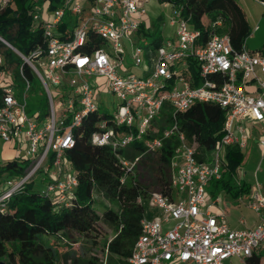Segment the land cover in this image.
Here are the masks:
<instances>
[{
  "label": "built area",
  "instance_id": "built-area-1",
  "mask_svg": "<svg viewBox=\"0 0 264 264\" xmlns=\"http://www.w3.org/2000/svg\"><path fill=\"white\" fill-rule=\"evenodd\" d=\"M10 1L0 0V8ZM146 1L91 0L87 14H83L81 0H61L51 9L44 1L32 13L43 44L28 56L0 36L30 67L48 101L44 115L39 109L27 113L31 79L20 65L17 72L23 93L19 99L14 90V64L10 66L0 52V140L12 142L16 157L27 160L22 172L7 173L0 181V209L37 172L44 174L45 195L69 203L77 178L64 150L72 146L74 129L83 117L99 112L96 87L104 85L118 103L113 112L97 120L90 141L115 149L140 140L145 147L132 158H120L121 181L134 173L143 154L157 152L171 136L177 141L169 163L171 195L149 192L152 215L145 213L140 219V232L124 264H223L231 256L245 259L264 241V192L258 182L247 203L259 215L251 228H231L222 212L209 211L206 196L209 181L218 178L224 168L226 145L242 149L254 139L264 146V52L248 50L244 44L233 48L228 34L216 31L220 18L211 22V31L203 39L181 7L166 2L173 33L160 38L145 54L137 43L144 36L137 37L136 32ZM259 2L264 6V0ZM66 13L75 22L63 38L58 24ZM90 32L99 43L84 51ZM124 40L131 46L134 66L149 58L142 74L129 71L123 61ZM89 76L98 86L88 82ZM196 102L216 103L225 110L222 135L215 140L209 159L198 158L199 147L187 139L174 116ZM165 104L170 107V121L157 131L154 123ZM153 132L158 133L145 137Z\"/></svg>",
  "mask_w": 264,
  "mask_h": 264
},
{
  "label": "trees",
  "instance_id": "trees-1",
  "mask_svg": "<svg viewBox=\"0 0 264 264\" xmlns=\"http://www.w3.org/2000/svg\"><path fill=\"white\" fill-rule=\"evenodd\" d=\"M47 1L49 9L56 7L61 0H11L0 8V36L7 40L23 55L28 56L38 45L43 44L42 33L32 20V13L37 6ZM180 6L182 14L188 18L194 28L202 32L203 39L211 31V22L221 19V26L216 31L227 33L233 48L240 49L251 33L249 22L236 0H157ZM75 18L66 13L58 29L62 37H67ZM142 29L140 25L139 30ZM146 34V31L144 32ZM160 37L152 40L158 45ZM99 39L90 32L82 50L89 51L98 45ZM0 49L8 64H14V71L21 65L30 79L33 74L30 67L10 47L0 40ZM264 52V46L258 49ZM40 84V83H39ZM43 96V108L40 115L48 109V101L40 84ZM169 106L163 105L161 115L155 121L157 131L170 121ZM105 112H91L83 117L80 125L74 129L75 140L71 147L64 150V157L70 162L77 184L72 198L67 205L58 203L45 195L42 188L34 185V179L23 188L12 193L0 209V257L8 264H55L62 258L71 264H124L132 245L140 232V219L146 211V202L150 191H160L171 195L170 158L177 141L174 136L164 140L155 155V165L151 172L156 189L146 190L137 176L140 163L146 164L151 153L141 156L135 165L134 173H129L121 181L124 167L121 157L132 158L144 151V142L134 140L124 148L113 149L108 144H95L90 135L95 124ZM179 128L188 140H193L199 147V159H209L210 150L217 138L222 135L225 110L212 102H196L185 110L175 112ZM158 132L147 134L152 137ZM224 168L218 178L209 181L207 192L216 194L223 190L236 197L249 192L250 184L238 181L235 174L242 162L243 152L236 145L229 144L224 149ZM27 165L26 158L11 157L0 162V173L22 172ZM151 167V165H150ZM111 200L113 206L96 208L95 195ZM140 196L141 200L137 198ZM108 225L113 231L111 238L102 241L101 251H107L102 257L91 253L81 243L61 254L59 247L50 243L46 237L62 239L61 246L70 245L80 239L96 244L99 234L98 223ZM252 256V255H251ZM258 264V256H254Z\"/></svg>",
  "mask_w": 264,
  "mask_h": 264
},
{
  "label": "rangeland",
  "instance_id": "rangeland-1",
  "mask_svg": "<svg viewBox=\"0 0 264 264\" xmlns=\"http://www.w3.org/2000/svg\"><path fill=\"white\" fill-rule=\"evenodd\" d=\"M73 1V0H72ZM84 1L85 9L83 14L88 13V9L91 7V0H81ZM237 3L242 8L248 22L251 28V33L245 40V47L248 50H257L262 48L264 46V6L259 2V0H236ZM145 8V22H146V34H144V39L138 40V44L142 46L143 52L146 54L148 50L152 49L154 46L152 44V40L158 37H166L171 36V28L168 26V13H169V6L167 3L164 2H158L157 0H149L144 3ZM255 26L259 27L258 30L255 29ZM136 38V36H132ZM124 46H125V54H124V62L128 68L129 71H133L136 74H142L145 67V63L150 64L149 58L146 56L144 63H141L139 66H134L131 58H130V51L131 46L130 44L124 40ZM10 66H13L11 64ZM18 70V69H17ZM14 90L16 93V96L19 99H22V93H23V82L20 79L18 72L14 71ZM88 82L91 85H97V83L94 82L93 77L89 76L87 77ZM96 93L98 96V110L99 112H105V113H111L115 110L116 105L118 103V99L115 97L114 94L107 92L106 88H104V85H100L96 87ZM26 111L28 114H32L35 110L42 109L43 108V96L40 92V84L38 78L34 75L31 79V88L26 91ZM56 100V98H55ZM111 123H108L109 126ZM251 142V140H248V144ZM11 142H1L0 141V162L11 158L10 155L12 154V148H9V144ZM9 149V150H8ZM7 151V153H6ZM243 152V161L238 166V169L236 170L235 179L241 180V181H253V172L252 170L247 166L244 165V161L248 159V149L242 148ZM261 155V154H260ZM15 156V155H13ZM149 161L146 162V164L140 163L137 168V176H140V181L142 185L145 187L146 190H154L156 189V186L154 185V180L152 176V171L154 169L155 165V155H150ZM151 165V167H150ZM135 171V170H134ZM7 172L2 171L0 173V181L6 179ZM44 177L43 173L37 172L34 177V185L37 188H44L45 183L42 182L41 178ZM95 195L96 199V208L98 211H100L101 206H113V202L111 200H107L105 198L100 197L97 194ZM220 199L223 201V203L229 202L232 199L234 204H237V201L241 200V207L244 208V205H246L249 202L250 199V192L243 193L241 195H237L236 197H232L230 193L225 192L223 190L219 193ZM146 211L148 212V216L152 215L151 209L149 207V204L146 202ZM98 230L99 234L97 236L96 244H92L90 240H85L84 238L80 239L79 241L75 243H71L70 245L61 246L62 239H56L54 236H47L46 239L52 243L53 245H56L59 247V250L61 254L64 252L71 250L72 248L77 249L78 246L82 243L85 248H89L91 253L97 254V256L102 257L104 252L106 254L107 251L103 250L101 251V245L102 241L107 238H111L113 235V231L111 228L103 224L101 222L98 223ZM105 256V255H104ZM5 259L4 257H0V260ZM55 264H71L70 260L67 259L64 261L62 258H59Z\"/></svg>",
  "mask_w": 264,
  "mask_h": 264
},
{
  "label": "crops",
  "instance_id": "crops-1",
  "mask_svg": "<svg viewBox=\"0 0 264 264\" xmlns=\"http://www.w3.org/2000/svg\"><path fill=\"white\" fill-rule=\"evenodd\" d=\"M169 11H170V7H169ZM145 17L146 15L144 14L140 18V25L142 26V29L141 30L138 29V31L136 32L137 37L144 36L145 34L144 33L146 29ZM168 26H170L171 28V35H172L173 27L169 23ZM258 28L259 27H256L255 29L258 30ZM250 140L251 142H249V144L247 143V145L245 146V148L248 149L249 156L248 159L244 161V165H247L252 170L254 177L253 181L248 182L250 184L249 192H251L256 187L255 182H258L259 184L258 188L260 189V191L264 192V146L260 145L254 139H250ZM0 141L3 142L2 140ZM8 147L12 148L13 151L12 154L15 155V156L10 155V156L16 157L14 144L11 142ZM207 189L209 188L207 187ZM219 193L220 191L217 192L216 194H212L211 192L208 191L206 196V205L208 206L209 211L215 214L222 212L227 224L231 228H236V229L251 228L256 223H258L259 215L251 207H249L248 204L244 205V208H242L240 204L241 200L237 201V204H234L232 200L234 198H232L231 201L229 202H226L225 200V203H223V201L220 199ZM253 255L259 257L258 264H264V241H262L258 249L253 252L252 256L246 257L245 259H241L237 256H231L224 259L223 264H253L254 263Z\"/></svg>",
  "mask_w": 264,
  "mask_h": 264
},
{
  "label": "water",
  "instance_id": "water-1",
  "mask_svg": "<svg viewBox=\"0 0 264 264\" xmlns=\"http://www.w3.org/2000/svg\"><path fill=\"white\" fill-rule=\"evenodd\" d=\"M3 38V37H2ZM0 264H8L7 262L0 260Z\"/></svg>",
  "mask_w": 264,
  "mask_h": 264
}]
</instances>
